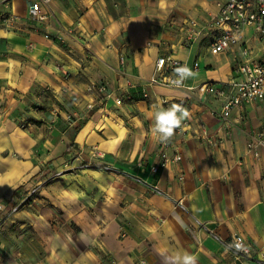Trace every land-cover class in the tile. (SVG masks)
Here are the masks:
<instances>
[{
	"label": "crops",
	"instance_id": "obj_1",
	"mask_svg": "<svg viewBox=\"0 0 264 264\" xmlns=\"http://www.w3.org/2000/svg\"><path fill=\"white\" fill-rule=\"evenodd\" d=\"M34 1L51 13L46 24L29 20ZM216 2L0 0V202H21L0 211V264H183L185 255L240 264L222 247L232 234L264 264V158L245 149L264 126V99L232 111L224 142L195 137L199 122L219 133L210 111L223 104L198 87L223 86L237 62V46L212 54L208 33L183 40V23H203ZM249 45L264 54V39L251 36ZM164 53L191 74L182 88L155 84L144 97ZM100 82L120 105L87 93ZM173 104L192 121L169 146L181 158L151 172L160 161L155 114ZM93 147L102 159L89 157ZM33 184L38 192L23 200ZM41 244L47 251L38 257Z\"/></svg>",
	"mask_w": 264,
	"mask_h": 264
},
{
	"label": "built area",
	"instance_id": "obj_2",
	"mask_svg": "<svg viewBox=\"0 0 264 264\" xmlns=\"http://www.w3.org/2000/svg\"><path fill=\"white\" fill-rule=\"evenodd\" d=\"M46 2V0H42ZM217 11L207 17L203 23L195 19H189L183 23L184 37L186 44L196 41L202 34L208 33L212 40L209 44V51L212 54L221 53L234 46L238 48L237 62L232 75L223 86H216L212 82H205L198 87L202 93H212L222 98L223 104L220 111L211 110L210 113L217 116L220 121L219 133L210 131L204 123H196L195 137L210 145H216L229 139L233 126L231 114L244 104L264 99V54L256 55L249 45L251 36L264 39V0H217ZM29 20L37 23H45L51 13L42 6L40 1L32 2L28 7ZM251 31L246 36L245 30ZM49 38V32L43 33ZM124 55L119 56V63L124 64ZM186 65L171 53H164L157 56L155 60L154 73L145 79L141 91L147 97L146 87L151 85H162L169 88H182L185 86L183 75L176 69ZM197 67L193 66V71ZM88 94H97L98 99L104 100L112 97L115 104L120 105L123 98L115 95L106 83H90L86 87ZM126 98L131 99L130 93L126 92ZM165 102V99L162 100ZM93 101L85 105L86 110L93 108ZM66 119L72 121L74 114H67ZM155 123V122H154ZM192 121L189 117L182 121L181 127L174 130L173 136L166 142L159 139L160 161L151 166L150 171H157L158 167L170 160L178 161L181 156L178 153H169V146L176 135H180ZM154 127V126H153ZM153 135L158 136L154 131ZM246 152L254 158H264V126L252 133L245 144ZM80 155V152H77ZM88 155L91 159H102L104 152L93 147ZM39 184H33L26 190L25 199H30L38 192ZM153 191H158L152 186ZM9 206L11 211L17 210L21 202L17 201L7 205L0 202V211ZM223 250L232 260L240 264H256L257 260L252 255L250 244L239 234H232L230 238L222 242Z\"/></svg>",
	"mask_w": 264,
	"mask_h": 264
},
{
	"label": "clouds",
	"instance_id": "obj_3",
	"mask_svg": "<svg viewBox=\"0 0 264 264\" xmlns=\"http://www.w3.org/2000/svg\"><path fill=\"white\" fill-rule=\"evenodd\" d=\"M176 71L182 75L191 74L187 67L178 68ZM188 115L186 110L176 104H173L168 109H162L155 114L153 131L158 134L161 141L166 142L173 136L174 130L181 127L182 121L187 118ZM183 264H195L194 257L185 255Z\"/></svg>",
	"mask_w": 264,
	"mask_h": 264
},
{
	"label": "rangeland",
	"instance_id": "obj_4",
	"mask_svg": "<svg viewBox=\"0 0 264 264\" xmlns=\"http://www.w3.org/2000/svg\"><path fill=\"white\" fill-rule=\"evenodd\" d=\"M75 116V115H74ZM9 209V207H8ZM25 230V229H24ZM39 253H38V257H43V255L46 253L47 248L45 247V245L41 244L39 247Z\"/></svg>",
	"mask_w": 264,
	"mask_h": 264
},
{
	"label": "trees",
	"instance_id": "obj_5",
	"mask_svg": "<svg viewBox=\"0 0 264 264\" xmlns=\"http://www.w3.org/2000/svg\"><path fill=\"white\" fill-rule=\"evenodd\" d=\"M77 129H78V126H77Z\"/></svg>",
	"mask_w": 264,
	"mask_h": 264
}]
</instances>
